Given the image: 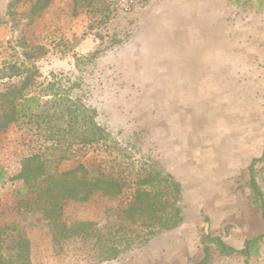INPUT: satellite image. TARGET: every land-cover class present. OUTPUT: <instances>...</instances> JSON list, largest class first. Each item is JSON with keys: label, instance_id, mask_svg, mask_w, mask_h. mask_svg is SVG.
<instances>
[{"label": "rangeland", "instance_id": "374dc122", "mask_svg": "<svg viewBox=\"0 0 264 264\" xmlns=\"http://www.w3.org/2000/svg\"><path fill=\"white\" fill-rule=\"evenodd\" d=\"M12 1L0 0V68L37 70L29 93L82 104L107 135L67 147L27 120L0 131V255L15 260L25 239L20 264H199L206 246V264H264V159L250 168L264 152V0H147L130 11L116 0H52L38 14ZM33 152L51 171L84 164L123 190L66 201L62 220L88 225L55 239L16 193ZM146 175L179 207L172 228L124 216ZM218 237L235 249L259 237V255H225Z\"/></svg>", "mask_w": 264, "mask_h": 264}, {"label": "trees", "instance_id": "16d2710c", "mask_svg": "<svg viewBox=\"0 0 264 264\" xmlns=\"http://www.w3.org/2000/svg\"><path fill=\"white\" fill-rule=\"evenodd\" d=\"M19 1L22 0H14L10 5ZM27 1L32 3V14L40 13L52 2V0ZM36 71L15 62H9L0 68V131L11 124L27 120L33 125H31L32 129H37L46 136V139H52L60 146L67 144L66 146L69 147L74 143L92 144L106 138V129L97 123L93 114L87 113V108L82 104L70 98H67L68 103H65L61 101L62 99H58L56 93L53 94L52 99L43 102L41 95L29 93L28 89ZM18 77L21 78L19 83L3 81L5 79L11 81ZM49 85L54 86L53 83ZM57 119L62 120L59 126L54 124ZM61 156L65 157L64 154ZM263 159L264 152L261 157L253 159L250 166L251 173L254 162ZM4 169L0 167V183L7 175ZM14 178L21 179L24 184L16 191L22 198L21 206L27 210H41L44 217L53 224L55 239L58 240L80 234L88 225L85 222L68 225L62 220V211L66 201H88L96 193L117 196L123 190V183L118 178L104 174L96 176L95 171L84 164H79L66 171H51L47 159L39 152H33L22 159L20 172ZM152 178L151 175H146L138 180L140 186L150 188L137 187L135 189L132 203L123 209L124 216L131 221L143 219L144 222H149L150 226L160 225L163 228H172L178 220L176 216L179 215V207L163 199L164 191L151 188ZM251 184L260 198L263 193L254 176H252ZM172 185L178 195L179 185L176 182ZM261 209L264 218V203L261 204ZM171 213L174 214L171 216ZM258 239L259 237L251 238L242 249L233 248L220 237L211 240L225 255L240 253L251 256L259 255ZM19 245L21 251L17 258L7 261L0 255V264H20L24 254H29V242L24 239ZM208 259L209 247L206 246L205 257L199 264H206Z\"/></svg>", "mask_w": 264, "mask_h": 264}, {"label": "built area", "instance_id": "2783aa9c", "mask_svg": "<svg viewBox=\"0 0 264 264\" xmlns=\"http://www.w3.org/2000/svg\"><path fill=\"white\" fill-rule=\"evenodd\" d=\"M118 2V6L123 11H130L132 10L135 5L140 2L147 1V0H116Z\"/></svg>", "mask_w": 264, "mask_h": 264}, {"label": "crops", "instance_id": "0c3cea01", "mask_svg": "<svg viewBox=\"0 0 264 264\" xmlns=\"http://www.w3.org/2000/svg\"><path fill=\"white\" fill-rule=\"evenodd\" d=\"M188 1H189V0H188ZM204 1H205V0H204ZM186 2H187L186 0H181V5H182V6H186ZM201 2H202V1H201ZM201 4H202L203 7L206 6L205 3H201ZM203 7H202V8H203ZM184 9H185V8H184ZM186 13H187V12H186ZM213 14H216V13L214 12ZM189 15H190V14L187 13V16H188V17H189ZM170 24H171V23H170Z\"/></svg>", "mask_w": 264, "mask_h": 264}, {"label": "water", "instance_id": "95a60500", "mask_svg": "<svg viewBox=\"0 0 264 264\" xmlns=\"http://www.w3.org/2000/svg\"><path fill=\"white\" fill-rule=\"evenodd\" d=\"M208 225V223L206 224V226ZM206 230H207V228H206Z\"/></svg>", "mask_w": 264, "mask_h": 264}]
</instances>
